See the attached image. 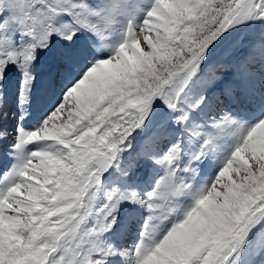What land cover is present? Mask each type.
<instances>
[{"label": "snow or ice", "instance_id": "1", "mask_svg": "<svg viewBox=\"0 0 264 264\" xmlns=\"http://www.w3.org/2000/svg\"><path fill=\"white\" fill-rule=\"evenodd\" d=\"M0 264H264V0H0Z\"/></svg>", "mask_w": 264, "mask_h": 264}, {"label": "rangeland", "instance_id": "2", "mask_svg": "<svg viewBox=\"0 0 264 264\" xmlns=\"http://www.w3.org/2000/svg\"><path fill=\"white\" fill-rule=\"evenodd\" d=\"M206 171H207L208 175H211V171H212L211 169L206 170ZM146 179L147 178L145 177V180ZM144 183H145V185L142 186ZM139 186H142L141 187L142 190H147L150 187V184H148V183H146L144 181H141ZM142 215H143L142 210H139V209L133 210L130 207H125V208L122 209V217L125 218V219H127L129 216H132L134 218V221L138 222ZM133 235H134V233H133Z\"/></svg>", "mask_w": 264, "mask_h": 264}, {"label": "bare ground", "instance_id": "3", "mask_svg": "<svg viewBox=\"0 0 264 264\" xmlns=\"http://www.w3.org/2000/svg\"><path fill=\"white\" fill-rule=\"evenodd\" d=\"M144 185H145V183L142 186H144ZM142 186H140V187H142Z\"/></svg>", "mask_w": 264, "mask_h": 264}]
</instances>
